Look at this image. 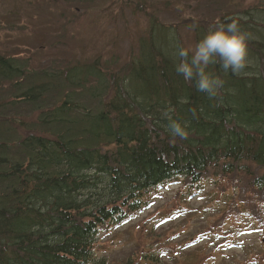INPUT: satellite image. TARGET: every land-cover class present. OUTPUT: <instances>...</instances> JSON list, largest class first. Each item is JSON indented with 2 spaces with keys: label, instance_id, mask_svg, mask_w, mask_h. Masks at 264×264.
<instances>
[{
  "label": "trees",
  "instance_id": "obj_1",
  "mask_svg": "<svg viewBox=\"0 0 264 264\" xmlns=\"http://www.w3.org/2000/svg\"><path fill=\"white\" fill-rule=\"evenodd\" d=\"M150 15L136 54L117 69L98 58L37 69L28 57L0 54V94L8 97H0V264H94L100 231L149 206L162 185H192L213 165L224 176L246 173L262 197L247 199L257 218L264 206V21L260 30L247 16L218 21L234 20L254 35L241 74L209 66L224 81L210 99L175 72L183 47L176 30ZM206 30L193 28V45ZM168 109L185 139L167 131Z\"/></svg>",
  "mask_w": 264,
  "mask_h": 264
},
{
  "label": "rangeland",
  "instance_id": "obj_2",
  "mask_svg": "<svg viewBox=\"0 0 264 264\" xmlns=\"http://www.w3.org/2000/svg\"><path fill=\"white\" fill-rule=\"evenodd\" d=\"M261 7L264 0H0V54L28 57L37 69L98 58L112 70L136 54L150 14L191 51L196 25L242 15L260 30ZM253 192L262 198L245 172L224 176L220 165L192 185L173 180L149 206L96 235L94 264H264V206L260 226L249 210Z\"/></svg>",
  "mask_w": 264,
  "mask_h": 264
},
{
  "label": "clouds",
  "instance_id": "obj_3",
  "mask_svg": "<svg viewBox=\"0 0 264 264\" xmlns=\"http://www.w3.org/2000/svg\"><path fill=\"white\" fill-rule=\"evenodd\" d=\"M248 39V34L243 32L234 20L209 25L191 51L183 47L177 49L179 61L175 64V72L181 75L185 82L192 84L198 92L206 94L210 99L215 98L224 81L208 72L209 66L217 65L225 73L241 74L247 64ZM171 112L172 109L162 112V118L168 121L167 131L173 138L185 139L186 129L172 119Z\"/></svg>",
  "mask_w": 264,
  "mask_h": 264
}]
</instances>
